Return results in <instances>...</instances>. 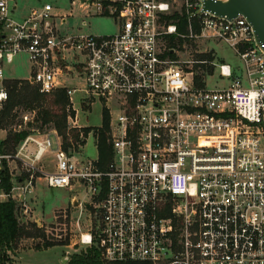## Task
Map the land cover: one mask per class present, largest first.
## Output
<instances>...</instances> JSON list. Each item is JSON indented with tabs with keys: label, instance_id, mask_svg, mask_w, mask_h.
<instances>
[{
	"label": "built area",
	"instance_id": "obj_1",
	"mask_svg": "<svg viewBox=\"0 0 264 264\" xmlns=\"http://www.w3.org/2000/svg\"><path fill=\"white\" fill-rule=\"evenodd\" d=\"M15 1L0 0V113L9 100L4 64L25 54L27 81L41 93L65 89L73 110L78 91L104 104L112 158L104 167L99 156L77 160L56 131L34 132L14 155L0 152V197L13 198L1 191L4 161L19 166L12 190L22 201L40 179L55 189L78 185L97 216L80 242L106 263L264 264V52L251 24L216 17L206 0H71L113 18L117 32L62 37L53 19L68 17L54 16L48 3L17 21ZM171 37L227 44L242 75L224 62L218 72L227 88L198 84L171 57ZM69 126L77 128L71 117ZM48 154L52 172L43 165Z\"/></svg>",
	"mask_w": 264,
	"mask_h": 264
},
{
	"label": "rangeland",
	"instance_id": "obj_2",
	"mask_svg": "<svg viewBox=\"0 0 264 264\" xmlns=\"http://www.w3.org/2000/svg\"><path fill=\"white\" fill-rule=\"evenodd\" d=\"M46 3L54 7V16H65L67 22L61 23L60 19H53L55 26L59 30L62 37L71 35L90 34V35H112L117 32V25L113 18L97 16L93 7H83L79 2L72 3L71 0H16L15 18H27L32 15L33 11H41ZM174 60L179 62L183 69L187 71L193 70L194 73L207 82V86L211 89L227 88L230 84L229 80L220 79L218 66L221 63H228L232 66L236 75H242V63L236 52L224 43H218L213 40L195 39L183 40L182 43L177 41L174 48ZM168 51V46L166 47ZM201 55H207V60H201ZM202 65L206 66L205 68ZM210 67L214 68L213 75L208 74ZM5 75L7 81L14 79L27 80L31 77L33 68L29 58L25 54L15 57L11 64H4ZM62 82L68 87L82 88L83 79H72L64 77ZM88 96L84 92L78 91L73 95V103L76 108L75 117L77 129L92 128L84 147H78L76 151H72L77 160L96 159L99 156L98 137L95 130L102 128L104 104L99 100L87 99ZM80 99H85L82 103ZM82 105L88 106L85 110ZM17 123H26L34 118L35 113L18 109ZM113 112L117 115L116 108ZM28 116L26 122L24 117ZM31 128L33 133H41L49 135L55 130L52 127L42 129L40 124H33ZM5 133H0V139ZM82 137V136H81ZM82 141V138H81ZM56 142L53 139V147ZM73 148V147H71ZM75 148V147H74ZM44 169L46 172L54 171L53 155L45 156ZM13 176H21L18 164L8 162ZM22 186V185H21ZM33 193L27 195L22 201L18 197L19 191L12 190V197L17 203V217L21 224H37L44 231L45 238L35 237L22 241L19 254H11L8 264H67L69 263L68 253L70 257L86 250V246L81 244V233L93 231L97 224V216L93 209V203H86L87 195L85 190L75 185L73 188L55 189L49 188L43 180H37L33 186ZM4 194V193H1ZM77 197L74 203L70 204L72 198ZM9 198L1 196L0 201H6ZM82 202V205L79 204ZM90 207V208H89ZM66 209V210H61ZM63 211L67 212V218L63 219L62 224L57 220V216ZM38 223H41L39 225ZM54 230H53V229ZM57 241V243H69L68 246H55L49 249L35 250L37 246H44L45 241ZM61 241V242H60ZM34 248V249H33ZM67 258V259H66Z\"/></svg>",
	"mask_w": 264,
	"mask_h": 264
},
{
	"label": "trees",
	"instance_id": "obj_3",
	"mask_svg": "<svg viewBox=\"0 0 264 264\" xmlns=\"http://www.w3.org/2000/svg\"><path fill=\"white\" fill-rule=\"evenodd\" d=\"M179 31L186 33V20L180 18ZM176 37L169 39V48H175L177 45ZM182 43V39L179 40ZM174 58L173 55H171ZM201 60H209L211 57L201 55ZM202 67H206L202 65ZM214 68L210 67L209 75H213ZM196 81L201 85L202 78L196 76ZM6 87L9 91V100L4 109L0 113V131H4L6 136L0 140V152L4 155H14L18 146L28 136L33 134L31 131L33 124H40L42 129L52 127L57 134L63 139L64 149L68 150L71 147L78 149L79 145L84 147L86 140L81 141V134L87 139L93 131L92 128H71L69 126V117H75V111L70 107L69 97L65 89H58L52 94H43L37 86L30 84L27 80H9L6 81ZM85 110L88 106L82 105ZM23 109L31 113H35L26 127H23V122L17 123L18 114L16 110ZM110 123V114L105 107L103 110L102 128L95 130L98 137L99 161L101 167L107 165L112 158L111 147L108 142V131ZM13 175L7 161L3 163L2 169V185L1 191L6 194H11L14 187ZM90 208V207H89ZM17 203L13 198L6 201H0V264H8L11 254L17 256L22 241L35 237H44L45 234L42 228L37 224H21L17 217ZM63 212L57 216L59 224L63 222ZM53 229V228H52ZM54 230V229H53ZM61 242V241H60ZM69 243H57V241H45L44 246H37L35 250L49 249L55 246H69ZM34 249V248H33ZM67 264H149V263H106L99 254L95 246L87 247L85 251L73 255Z\"/></svg>",
	"mask_w": 264,
	"mask_h": 264
},
{
	"label": "water",
	"instance_id": "obj_4",
	"mask_svg": "<svg viewBox=\"0 0 264 264\" xmlns=\"http://www.w3.org/2000/svg\"><path fill=\"white\" fill-rule=\"evenodd\" d=\"M204 10L228 21L243 16L253 27L255 42L264 52V0H206Z\"/></svg>",
	"mask_w": 264,
	"mask_h": 264
},
{
	"label": "crops",
	"instance_id": "obj_5",
	"mask_svg": "<svg viewBox=\"0 0 264 264\" xmlns=\"http://www.w3.org/2000/svg\"><path fill=\"white\" fill-rule=\"evenodd\" d=\"M15 2H16V1H15ZM46 4H48V3H46ZM46 4H45V5H46ZM45 5H44V6H45ZM15 9H16V8H15ZM13 16H15V10H14V12H13ZM14 18H15V17H14ZM27 18H28V17H27ZM15 19H16L17 21H23V20L26 19V18L23 17V18H15ZM17 80H23V79H17ZM2 132L5 133L4 131H0V133H2ZM5 136H6V133H5V135H4V137H3L2 139H4ZM29 196H30V195H29ZM27 197H28V196H27ZM74 202H75V200L72 198L71 201H70V204H71V203H74ZM61 210H66V209H61Z\"/></svg>",
	"mask_w": 264,
	"mask_h": 264
}]
</instances>
